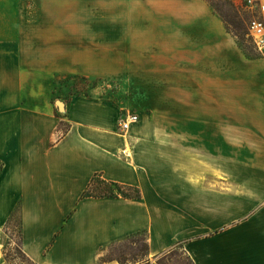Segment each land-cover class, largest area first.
Instances as JSON below:
<instances>
[{"label": "crops", "instance_id": "obj_1", "mask_svg": "<svg viewBox=\"0 0 264 264\" xmlns=\"http://www.w3.org/2000/svg\"><path fill=\"white\" fill-rule=\"evenodd\" d=\"M87 2L135 40L0 36V230L18 210L27 264H121L107 249L143 230L153 258L183 244L195 264H264V163L218 165L217 148L193 143L240 125L264 141V58L248 57L206 0ZM115 41L124 61L151 62L139 91L151 116L121 132L117 110L82 97L58 115L55 78L108 75ZM96 173L141 197H83Z\"/></svg>", "mask_w": 264, "mask_h": 264}, {"label": "rangeland", "instance_id": "obj_2", "mask_svg": "<svg viewBox=\"0 0 264 264\" xmlns=\"http://www.w3.org/2000/svg\"><path fill=\"white\" fill-rule=\"evenodd\" d=\"M218 6L220 2L214 0ZM45 5V6H44ZM221 7V6H220ZM93 9L88 6L87 0H0V36L8 31L15 32L16 36H23V31L28 28L32 40H135V29H125L119 27L118 19H111L109 15L93 13ZM235 13L229 6L222 7L223 19L226 24L235 32L243 37V46L249 52L255 54L256 58H264V49L260 50L254 44L248 33V23L250 15L242 10ZM235 20V21H233ZM15 22V25L14 23ZM112 22V23H111ZM111 24L110 29H105V25ZM16 26V27H15ZM238 38V37H237ZM239 41V39H238ZM119 42V41H118ZM113 42L112 61H110L109 74L105 76H90L85 74H76L69 76L56 77L55 94L53 101L61 100L65 103V110H58V115L66 112L67 104L71 103L76 97H82L99 102L105 106H112V109L118 111L117 126L119 131L125 132L120 126V121L128 112H136L142 116H151L149 113H142L144 104L150 106V101L143 102V96L139 92L143 88L150 91L152 84L151 62H137L134 51L129 54L126 61L119 54V43ZM86 56L81 53V58ZM254 59V58H253ZM107 62V61H106ZM137 64H140L139 66ZM151 93L145 94L150 100ZM57 104V103H56ZM146 108V107H145ZM150 109V108H149ZM163 112H165L163 110ZM162 115V114H161ZM258 115V114H257ZM67 125L63 127L64 131ZM160 131H183V126L160 125ZM220 127V126H219ZM224 128V134L219 140L197 141L202 148L207 147L208 151L215 152L218 149V165L233 164H262L264 163V141L259 135L254 134L253 126H221ZM239 129L235 134H231L230 129ZM197 128V131L199 127ZM252 134V135H251ZM229 138V139H225ZM203 148V149H204ZM209 165L217 164L216 156L208 157ZM215 173H209V181H215ZM219 179V177H218ZM6 234H5V233ZM0 237L12 242L13 238L17 245L9 246L8 256L5 264H27L28 260L20 249V214L16 212L13 219L0 230ZM137 243L127 242L129 246L137 247L143 241V236L135 237ZM126 244V245H127ZM125 243L115 246L111 253L109 248L105 254H112L115 250H121ZM179 245L161 253L156 257L145 254V251L139 252V255L133 257V253H128L126 264H191L190 257L179 248ZM117 257V255H113ZM118 261V260H117Z\"/></svg>", "mask_w": 264, "mask_h": 264}, {"label": "trees", "instance_id": "obj_3", "mask_svg": "<svg viewBox=\"0 0 264 264\" xmlns=\"http://www.w3.org/2000/svg\"><path fill=\"white\" fill-rule=\"evenodd\" d=\"M213 10L219 14L223 18V13H222V7L225 5L229 6L236 14H239V11L235 4L230 1V0H217L220 2V5L218 6L215 4L214 0H206ZM221 6V7H220ZM225 21V20H224ZM235 21V20H233ZM226 23V21H225ZM227 25V24H226ZM227 28L229 31H231L234 35H236L239 39V44L245 51L248 57L250 58H256L255 54L249 52V50L243 46V37L238 33L232 30L228 25ZM3 169V162L0 161V172ZM88 196H93V197H104V196H112V197H124V198H140L141 197V191L139 188L131 185H127L124 183L120 182H115V181H110L106 180L101 173H96L94 177L91 180V183L87 190L84 191L83 197H88ZM18 211V210H17ZM16 211V212H17ZM14 213V215L16 214ZM14 215L11 217L13 219ZM142 235L143 236V241L142 243L139 244L137 247L129 246L131 244H127V242H131L132 245L133 243H137L135 241V237ZM125 243L126 246H124L121 250H115L113 251L112 254L109 255L105 254V259L106 260H118L121 264H126L128 261L127 254L128 253H133V257L139 255V252L145 251V254H148L149 251V244H148V233L146 230L136 232L134 234L129 235L122 241H118L113 243L109 247V252L111 253L112 249L117 246L118 244H123ZM179 248H182V250L190 257L191 259V264H195L194 260L191 258V256L185 251L183 244L179 245ZM113 255H117V257H113ZM149 261H147V264Z\"/></svg>", "mask_w": 264, "mask_h": 264}, {"label": "built area", "instance_id": "obj_4", "mask_svg": "<svg viewBox=\"0 0 264 264\" xmlns=\"http://www.w3.org/2000/svg\"><path fill=\"white\" fill-rule=\"evenodd\" d=\"M242 2L243 4H245L246 7L251 8L253 10H255L256 8H259L260 10L264 9V5L259 0H242ZM248 33L249 36L252 38L256 47H258V49L260 50H263L264 49V18L259 15L252 16L248 23ZM139 121H140V115L138 113L128 112L123 116L122 120L120 121V126L122 130L126 131L129 130L131 126H133V124H136ZM10 240L12 242H7L0 237V264L6 263L9 246L12 247V245H17V243L13 241L14 240L13 238H11Z\"/></svg>", "mask_w": 264, "mask_h": 264}, {"label": "water", "instance_id": "obj_5", "mask_svg": "<svg viewBox=\"0 0 264 264\" xmlns=\"http://www.w3.org/2000/svg\"><path fill=\"white\" fill-rule=\"evenodd\" d=\"M57 105H58V108L61 110V111H64L65 110V103L61 100H57L56 101Z\"/></svg>", "mask_w": 264, "mask_h": 264}]
</instances>
